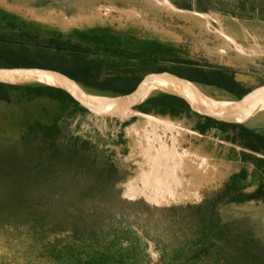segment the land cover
<instances>
[{"label": "trees", "instance_id": "obj_1", "mask_svg": "<svg viewBox=\"0 0 264 264\" xmlns=\"http://www.w3.org/2000/svg\"><path fill=\"white\" fill-rule=\"evenodd\" d=\"M192 10L190 2L177 3ZM200 12L210 11L204 2ZM7 19L0 17L1 21ZM7 28L29 42L14 41L0 34V69L40 67L58 70L78 81L89 93L125 97L137 85V75L145 70H169L195 85L225 93L233 102L243 97L254 76L216 68L168 55L186 54L183 48L156 42L127 41L107 34H79L78 39L92 46L68 47L61 37L38 43L39 35L7 21ZM138 47H134L136 44ZM170 63H167V62ZM260 94L254 93L251 100ZM45 102L53 109L38 108ZM0 106L17 108L24 134L21 149L31 155L29 188L8 196L9 180L0 177V264H22L25 255L10 236L20 232L40 257L63 264H138L136 248L142 239L125 225L116 207L110 205L116 188L127 174L92 135H77L82 122L91 123L83 107L66 91L40 82L0 83ZM16 112V109H15ZM144 115L172 120L188 119L193 131L206 135L216 130L231 144L243 140L251 153L264 157V134L244 126L214 128L178 97L154 91L138 108ZM1 113V111H0ZM14 119L13 117H11ZM79 120L76 129L73 124ZM134 120L120 127L126 128ZM124 132L117 144H124ZM252 189V190H250ZM264 204V159L254 169H242L224 187L199 206L171 208L182 221L190 219L195 229L171 262L206 264H264V239L256 220L239 209L248 204ZM227 206L228 208H225ZM191 230V228H190ZM189 230V231H190ZM24 243V242H20Z\"/></svg>", "mask_w": 264, "mask_h": 264}, {"label": "rangeland", "instance_id": "obj_2", "mask_svg": "<svg viewBox=\"0 0 264 264\" xmlns=\"http://www.w3.org/2000/svg\"><path fill=\"white\" fill-rule=\"evenodd\" d=\"M186 1L192 4V10L176 5ZM199 1L208 4L210 11L200 12ZM0 17L7 19L0 23V34L18 42L29 41L10 31L7 21L39 35L40 44L61 37L68 47L92 49L78 35L104 33L124 43L130 39L156 42L186 52L168 55L167 60L188 59L254 76L255 80L264 78V0H0ZM154 91L164 92L156 86L147 87L146 97ZM193 91L205 111L206 103L219 106L233 102L227 94L207 87L194 84ZM87 96L98 102L119 99L100 93L87 92ZM260 97L259 104L251 101L245 127L264 134V98ZM36 106L54 108L45 102ZM3 107L0 106V177L10 181L7 194L13 200V196L29 188L31 155L20 146L24 141L20 111ZM130 120L134 121L126 128L82 122L77 130L79 120L73 128L77 135H92L93 142L102 140L99 147L105 148L127 174L110 205L142 239L135 250L141 256L138 264H206L204 260L170 261L185 247L195 229L190 219L182 221L171 208H181L182 217L190 216L192 211L184 209L199 206L242 169L251 172L256 160L264 157L247 150L243 140L237 144L223 141L216 130L201 135L193 131L194 123L188 119L177 121L139 113ZM121 132L126 142L117 144ZM239 210L258 222L264 239V204L251 203ZM8 237L25 255L22 264H63L40 257L18 231Z\"/></svg>", "mask_w": 264, "mask_h": 264}, {"label": "water", "instance_id": "obj_3", "mask_svg": "<svg viewBox=\"0 0 264 264\" xmlns=\"http://www.w3.org/2000/svg\"><path fill=\"white\" fill-rule=\"evenodd\" d=\"M175 10L185 12L178 9ZM36 78L46 81L40 83L66 91L83 107L90 121L105 128L120 126L135 114H139L138 108L149 97H146V89L150 85L160 88L164 91L163 93L180 98L203 122L214 128L245 125L252 107L251 96L256 92L261 93V96L264 94V78H257L248 84L242 98L236 102L229 103L233 104L234 108L228 114L216 117L207 113L201 106L193 91L194 84L189 80L169 70H145L137 75V85L134 91L128 96L118 97L124 100L123 103L115 111L105 116H99L91 106L87 91L83 86L75 79L58 70L40 67L0 69V83L18 84L31 82V80Z\"/></svg>", "mask_w": 264, "mask_h": 264}, {"label": "bare ground", "instance_id": "obj_4", "mask_svg": "<svg viewBox=\"0 0 264 264\" xmlns=\"http://www.w3.org/2000/svg\"><path fill=\"white\" fill-rule=\"evenodd\" d=\"M33 81L46 82L45 80L39 79V78H36ZM152 86H154V85H150L149 86V89ZM263 95H262V97L264 98ZM260 96H258L257 98H255V99H253L251 101H254V104L255 103L256 104L257 103L259 104L260 101H261V97ZM123 101H124L123 99H117V100H110V101H104V102H98V101H94V100L93 101H89V102H90L91 106L93 107V109L95 110V112L97 114L107 115V114L115 111L123 103ZM206 106H207V109H208L207 113L211 114L212 116H216V117L217 116L220 117V116H223L225 114H228L234 108V105L233 104L219 105V106H216V105L212 106V105H210L209 106L208 103H206Z\"/></svg>", "mask_w": 264, "mask_h": 264}, {"label": "flooded vegetation", "instance_id": "obj_5", "mask_svg": "<svg viewBox=\"0 0 264 264\" xmlns=\"http://www.w3.org/2000/svg\"><path fill=\"white\" fill-rule=\"evenodd\" d=\"M245 127V125H243Z\"/></svg>", "mask_w": 264, "mask_h": 264}]
</instances>
